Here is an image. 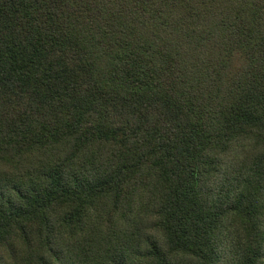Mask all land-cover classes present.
Masks as SVG:
<instances>
[{
    "label": "trees",
    "instance_id": "obj_1",
    "mask_svg": "<svg viewBox=\"0 0 264 264\" xmlns=\"http://www.w3.org/2000/svg\"><path fill=\"white\" fill-rule=\"evenodd\" d=\"M0 264H264V0H0Z\"/></svg>",
    "mask_w": 264,
    "mask_h": 264
}]
</instances>
